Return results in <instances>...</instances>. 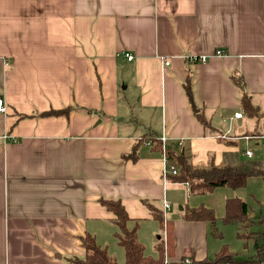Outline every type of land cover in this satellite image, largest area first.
<instances>
[{
  "label": "crops",
  "instance_id": "0c3cea01",
  "mask_svg": "<svg viewBox=\"0 0 264 264\" xmlns=\"http://www.w3.org/2000/svg\"><path fill=\"white\" fill-rule=\"evenodd\" d=\"M236 80L264 112V0H0V264H80L86 233L121 263L100 200L121 203L128 229L138 222L145 255L165 240L151 204L173 221L172 260L212 258L210 224L169 214V187L187 186L166 181L160 140L188 147L197 167L242 160L241 142H264V119L249 137Z\"/></svg>",
  "mask_w": 264,
  "mask_h": 264
},
{
  "label": "trees",
  "instance_id": "16d2710c",
  "mask_svg": "<svg viewBox=\"0 0 264 264\" xmlns=\"http://www.w3.org/2000/svg\"><path fill=\"white\" fill-rule=\"evenodd\" d=\"M241 90V109L255 122L253 132L247 135L252 138H259L263 135L260 122L264 119V112L257 105H254L243 91L241 82L235 81ZM186 91L189 93L188 86ZM61 112L49 111L43 116L59 115ZM205 132L210 127L201 114L196 115ZM217 137H220L217 135ZM142 139L138 140L132 147L130 153L122 156L124 160L135 161L138 157V146ZM161 146L160 142L155 143ZM161 149V147H160ZM264 150V147H263ZM163 156L166 163L165 179L170 183L183 184L188 187V193L192 195H202L211 193L217 188H229L237 190L244 188L251 178L264 180V158L262 161H243L237 154H226L221 165H214L210 162L205 167L194 166L191 162V152L185 145L178 146L177 143H165ZM171 167L176 169V174L172 175L169 171ZM100 203L113 215L112 223L116 228L114 237L117 245L122 248L124 254L123 262L119 263L114 257L110 256L105 247H101L94 236L86 233L80 238L85 249V259L80 264H261L264 262V233L255 234L249 232L253 222L248 216V207L240 198L226 199L224 202V215L220 219L225 225L237 226L236 237L247 245V240L253 239L258 244L255 246V253L247 259H237L236 254L230 251L226 244H223L211 259L194 260L181 258L177 261L174 258L172 248V220H164L163 213L153 205L147 204L152 218L158 223L159 229L165 234V240H160L155 246L156 256L145 255V247L137 236V221L131 229L127 224L131 219L126 214L119 201L100 200ZM182 219L185 221H206L213 229L212 234L220 237L215 231L214 225L217 218L213 210L203 206L198 208H186ZM264 225V214L260 221ZM166 261V262H165ZM187 261V262H186Z\"/></svg>",
  "mask_w": 264,
  "mask_h": 264
},
{
  "label": "rangeland",
  "instance_id": "374dc122",
  "mask_svg": "<svg viewBox=\"0 0 264 264\" xmlns=\"http://www.w3.org/2000/svg\"><path fill=\"white\" fill-rule=\"evenodd\" d=\"M264 142L263 140L259 141V146H254V142L250 141L249 144H245L243 142L240 143L239 148H240V157L242 160L246 158V155L243 153L245 150L247 151H252V152H257L261 151V156L259 158L258 155H255L253 159L250 157L248 160L250 161H262L264 158ZM179 187V186H178ZM172 189V190H171ZM226 189L225 187L223 188H217L213 190L211 193H206L202 195H192L188 193V187L185 188L179 187H169L170 190V195L175 196L177 194V201L175 204H172L171 206V211L169 214H180V208L183 207L185 208H198L200 206H203L207 209H211L214 212L215 217L218 219L224 215V202H225V197L222 193L221 190ZM236 196H240L244 199V201L251 207V218L255 222L253 227L249 230V232L255 233V234H260L264 233V225L260 224L258 221L260 218L262 219L263 214H264V207L262 205L263 199H264V190L262 187H259V185H255L252 187V185H248L244 189H237V191H234ZM175 201V200H174ZM261 204H260V203ZM263 213V214H262ZM221 215V216H219ZM219 216V217H218ZM218 224L223 225L225 227H220L218 229V233L220 237H213L211 235V238L213 239V242L219 243V246L226 244L228 245L229 249L231 252L236 254L237 259H247L255 253V244L256 242L253 239L247 240V246L244 247V242L241 240L237 239L236 237V231L237 228L234 225H225L222 223L220 219H218ZM225 228V229H224ZM218 249V248H217ZM216 249V250H217ZM118 250V249H116ZM153 247H146V254H151L153 255L152 252ZM117 260L123 261L122 256L120 258L115 256ZM211 259V257H210Z\"/></svg>",
  "mask_w": 264,
  "mask_h": 264
},
{
  "label": "built area",
  "instance_id": "2783aa9c",
  "mask_svg": "<svg viewBox=\"0 0 264 264\" xmlns=\"http://www.w3.org/2000/svg\"><path fill=\"white\" fill-rule=\"evenodd\" d=\"M215 53L217 55H220L221 54L219 51H217ZM125 56H126L127 60H131V56H129L128 54H125ZM205 59H206L205 56H199V57L192 56V57H190V61H192V62H201V63H203V62H205ZM165 65H168V64L165 63ZM5 110H6L5 105H4L3 101H2V99L0 98V113L3 114L5 112ZM241 116H242V114H240V113L234 114V118H241ZM160 141H161V143L163 145L162 146V150H163L164 149V146H165L166 140H163L162 139ZM245 155L247 157H250L251 156V152H246ZM168 172H170L172 175H175L176 174V169L174 167H171ZM168 207L169 206L167 204L164 205V208L165 209H168Z\"/></svg>",
  "mask_w": 264,
  "mask_h": 264
}]
</instances>
